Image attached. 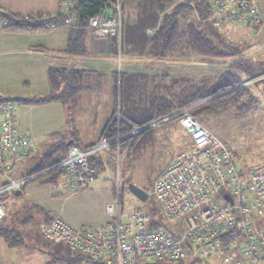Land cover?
Returning a JSON list of instances; mask_svg holds the SVG:
<instances>
[{"label": "built area", "instance_id": "1", "mask_svg": "<svg viewBox=\"0 0 264 264\" xmlns=\"http://www.w3.org/2000/svg\"><path fill=\"white\" fill-rule=\"evenodd\" d=\"M125 1L104 0L105 8L87 23V30L95 39L115 42L119 56L123 45ZM179 1L184 3V0ZM207 1L209 12L205 22L214 28L237 25L257 30L262 26L255 1ZM5 14L8 13L0 8V33L10 30L2 17ZM58 15L64 18L58 25L73 27L76 21L74 0H60ZM117 73L119 75L120 71ZM117 95L110 120L116 138L109 139L104 134L93 147L71 146L55 167L63 171L62 180L72 190H84L94 183L91 158L106 154L119 166L123 159L121 142L144 130L133 128L130 133L121 134L119 90ZM15 110L14 103L0 105V174L7 179L0 188V197L20 191L47 172L22 179L9 175L12 165L38 155L33 139L20 130ZM176 117L192 143L188 150L167 164L153 184L149 197L156 199V218L153 219V212L144 209L143 203L125 207L117 189L115 200L105 207L109 217L105 225L75 227L54 217L42 225V239L63 244L94 264H174L192 255L205 263L225 257L226 263L264 264V165L242 169L232 150L186 109L148 127ZM111 145H115L113 152ZM5 216L0 201V221ZM157 219L162 225L153 227ZM174 223L180 233L169 228ZM237 249L244 258L232 261V255L227 256L230 255L227 252Z\"/></svg>", "mask_w": 264, "mask_h": 264}, {"label": "crops", "instance_id": "2", "mask_svg": "<svg viewBox=\"0 0 264 264\" xmlns=\"http://www.w3.org/2000/svg\"><path fill=\"white\" fill-rule=\"evenodd\" d=\"M252 1L256 2L262 19V27L259 29V33L264 28L263 7L261 6L264 0ZM176 2L181 3L179 0ZM0 8L8 14L23 18L38 16L54 18L58 15L60 0H0ZM70 28L72 27L58 25L37 31L8 30L0 33V58L6 60L7 82L12 85L16 82V69L30 68L34 75L20 80L23 88L28 89L31 83L37 84L38 81L42 84L40 89L19 96L12 91H5L4 94H9V92L12 94L9 96L10 99L3 98L1 95L3 93L0 92V101L39 99L48 96L52 93L48 78L49 70L67 71L65 76L68 79L70 72L82 73L80 79L82 88L66 105L57 101L40 105L19 106L16 104L15 115L20 130L33 139L38 155L34 159L21 161L11 166L9 175L15 179L27 178L39 169L42 165L40 160L43 153L60 141L73 138L82 148H87L97 142L113 113L115 84L113 76L118 70L120 73L137 75L141 91L149 95L153 92L161 93V96L165 97L163 94L167 93L168 90L164 93L161 92L163 89L159 91L158 86H156L158 82L161 85H169L176 78L196 82L206 80L213 82L222 73V70L223 72L227 71L230 66L237 62H230L229 65L211 63L199 57H189L177 61L152 59L145 54H128L124 51L125 49L122 50L120 56L116 49L114 55L110 52L109 40L95 39L89 31L84 36L85 55H70L66 52ZM153 31L152 29L147 30L146 36H151ZM227 31L229 35L231 30ZM142 47L145 50L146 45L142 43ZM256 47H259V53L256 52L257 55L264 54V46L257 45ZM256 47L247 46L242 48V51L243 49L246 51L251 49L253 52L252 49H256ZM123 48H125L124 45ZM195 58H199V61L193 63V66L190 65L192 64L190 59L195 60ZM263 58L254 57L250 60L264 62ZM192 68L194 73H192ZM46 79L48 94L44 89ZM57 81L60 82L57 91L59 93L66 87L67 82L66 80L61 81L59 78ZM46 179H37L28 183L20 191L13 192L18 202L26 204L28 208L37 212L38 228L36 232L32 233V236L39 233L41 235L42 225L54 217H60L75 227H100L109 221L105 207L115 200L116 190L103 191L90 186L87 189L76 191L65 184L64 193L57 194L52 188L57 186L59 182L56 184L47 183L45 182ZM6 182L7 179L0 174V188ZM12 204L14 206L16 203L13 202ZM4 209L8 215L5 216L7 218L0 221V225L4 224L0 229L6 226L7 221L17 220L15 218L17 211H26V208H18L15 213L11 214L10 209L5 207ZM28 225H22V228H27ZM22 228H20V232ZM29 235L31 233L25 232V237ZM40 237L42 239V236ZM0 240L3 239L0 237ZM23 243L22 246L9 247L5 242L4 255L0 258V264H21L20 262L26 255H23L19 249L21 247L34 248V246L25 245L24 237ZM6 252L8 254L16 252L17 255H5ZM235 256L232 255V261L239 259L238 255Z\"/></svg>", "mask_w": 264, "mask_h": 264}, {"label": "trees", "instance_id": "3", "mask_svg": "<svg viewBox=\"0 0 264 264\" xmlns=\"http://www.w3.org/2000/svg\"><path fill=\"white\" fill-rule=\"evenodd\" d=\"M104 8V0H74L76 21L75 25L69 30L66 46V52L68 54L77 56L85 55L84 36L88 31V20ZM152 8L156 12L155 20L153 21L151 20ZM208 12L209 4L207 0H184V3H177L176 0H126L123 9L125 18L123 26V45L125 48H123L122 45V50L125 49L124 51L126 53L132 55L145 54L152 59H171L174 61L187 59L189 57H199L202 59L230 58L232 55L221 47L222 43L220 39L223 38L216 34L217 28L205 22L208 18ZM2 17L8 22V28L10 30H44L64 21V18L60 15L47 20L40 16L23 18L13 14H5ZM143 20L147 23L149 22L148 26L143 29V32H147L149 29L154 31L151 36H145L142 41L138 38L136 32L139 23ZM208 31L215 34L219 44L209 36ZM109 42L110 52L115 55L116 44L112 40H109ZM141 43L146 45L145 50ZM257 66L262 68L261 65ZM231 67H235L238 73L230 71L229 69ZM243 70V65L241 63H236L230 66L227 71L219 74L213 82L210 80L196 82L184 78H176L169 85H161L158 82L156 86H158L159 91L163 89L161 92L164 93V91L168 90L167 93H162L165 97L161 96V93L156 94V92H153L149 95L141 91L139 80L135 74L121 72L118 75V73H115L113 76L115 82L113 112L116 107L118 98L117 92L119 90V99L123 115L121 134H128L133 128L144 129L136 137L123 140L121 142L120 151L123 152V148L131 146L132 149H138L136 151L142 152V150H145L146 146L153 141V126H148L164 118H170L183 109H186L194 118L195 116L201 115L213 117V115L223 112L228 108H234L238 112L249 111L244 98L246 96L249 97L251 93L248 89L240 86L243 80L239 74L240 72L244 73ZM251 70L256 71L253 69ZM66 73L67 71L63 70L48 71L52 93L46 97L39 99L0 101V105L5 103H15L19 106L40 105L54 101L62 102L66 105L82 88L80 83L82 76L81 72H70L69 79L65 76ZM256 75L257 74H254V72L251 73L250 79L256 77ZM58 78L61 79V81L66 80L67 82L66 87L59 93L57 92L60 83L57 81ZM250 99L252 100L253 97H250ZM110 120L111 119H109L100 135L105 134L109 139H115L116 130L113 126H110ZM174 120L178 121V118L169 119L163 124H167ZM69 142H71V145H68ZM95 144L89 147H93ZM71 146H79L76 139L63 140L54 144L43 153L42 159L40 158L42 165L30 176L47 171L40 175L38 179L47 178L45 180L47 183H58L63 177V171L55 167L64 159ZM110 150L111 152L115 151V145H111ZM99 154L89 160V164L94 170L95 178L97 169L101 172L105 169V163L98 157ZM107 158L108 163H113L109 157ZM112 167L114 168V164H112ZM150 211L153 212V219L156 218L157 216H155V213L157 209ZM31 221L32 218H27L22 222L18 220L14 221V219L7 221L6 226L0 229V237L9 247L24 245L20 228H22V225L26 226L30 224ZM50 221L51 219H48L47 223ZM161 223L162 222L157 219L152 226H160L162 225ZM42 241L45 247L48 249L51 247L47 241ZM48 253L50 252L48 251ZM174 264L208 263L202 262L192 255L189 256L188 259L186 258L184 261Z\"/></svg>", "mask_w": 264, "mask_h": 264}, {"label": "rangeland", "instance_id": "4", "mask_svg": "<svg viewBox=\"0 0 264 264\" xmlns=\"http://www.w3.org/2000/svg\"><path fill=\"white\" fill-rule=\"evenodd\" d=\"M261 6L263 7L264 16V2ZM155 16L156 12L152 8V21L155 20ZM145 20L139 23L136 32L138 38L142 41L147 34V32H143V29L148 26L149 23ZM259 29L253 30L251 28L237 25L217 28L216 34L222 36L224 39H220L222 43L221 47L232 56L225 60L205 59V61L211 63H225L229 65L230 62L234 63V61H237L236 63H241L243 65L244 73L240 72L239 74L243 80V83L240 86L248 89L251 93L250 96L248 95L249 97L246 96L244 98L249 111L238 112L234 108H228L223 112L213 115V117H207V115L195 116V119L199 124L232 150L234 157L242 169L264 165V62H253L250 60V58L254 57H264V54H256V52L259 53V47L257 48L256 46H264V28L258 33ZM227 30H231L232 34L229 32L228 35ZM208 32L209 36L216 40L215 34L210 31ZM216 42L219 44V41L216 40ZM247 46H254L256 49H252L253 52L249 48V51H246V49H243L242 51V48H246ZM236 47H238L239 50L238 48L236 49ZM190 61L192 64H189L193 66V63L199 61V58H195V60L190 59ZM178 63L181 64V62ZM5 64L6 60L0 58V92L3 93L1 94L3 98L10 99L9 96L12 95L10 92L9 94H4L5 91H12L15 95L19 96L21 94H27L28 92H34L41 88L42 84H40V81H38L37 84L31 83V86L28 89L23 88L20 83L22 78L24 80L29 76L31 77L34 75L30 68L16 69V82L13 85L8 83L6 79L7 69ZM257 65H261L262 68ZM251 69L256 71H252ZM191 70L192 73H194V69L192 68ZM229 70L238 73L235 67H231ZM253 72L257 75L250 79L251 73ZM45 84L46 86L44 89L45 92H47V79L45 80ZM48 93L49 91L46 94ZM250 97H253V99L251 100ZM121 116L123 117L122 109ZM136 136L137 135L134 137ZM152 136L153 141L148 144L142 152L136 151L138 149H132L131 146L123 148L122 155L124 160L122 159L123 162L121 161L122 163H120L121 165L119 164V166L116 165L112 157H109L106 154H99L98 157H100L103 163H105V169L102 172L97 169L95 173L96 178L92 186L103 191L118 189L121 204L125 207L140 205L141 203L130 194L128 187L130 185H135L143 189L149 195L152 191L155 180L165 169L167 164L181 152L188 150L192 143L191 137L181 129L176 120L167 124L160 123L153 125ZM107 157H109L113 163H108ZM112 164H114V168L112 167ZM64 187H66L65 183L61 180L58 185L52 189L59 194L64 193ZM0 201L3 207L10 209L11 214L15 213L18 208H26V211L16 212L15 218H17L18 221L22 222L27 218L33 219L32 223H30L27 228H22L21 231L25 240V245L34 246L33 249L28 247L18 248L23 255H26L20 262L21 264H94L88 261L84 255L71 251L69 247L63 244L48 242L49 246H51L48 249L43 245V239H41L40 233L32 236V233L36 232V229L38 228L37 212L28 208L26 204L18 202V199L13 192L2 195ZM13 202L16 203L14 206L12 204ZM157 207L155 197H149L147 203L144 204V209L146 210H155ZM176 224L177 223L169 225V228L176 233H180V231L176 229ZM3 225L4 224L0 225V227ZM25 232L31 233V235L25 237ZM0 243L1 258V256L4 255L3 250L6 244L3 240H0ZM48 251L50 253H48ZM227 254L234 256L238 255L240 259L244 258L243 253L239 249L231 250V252H227ZM5 255H17V253L13 252L12 254H8L6 252ZM224 259L225 257L214 259L208 264H228Z\"/></svg>", "mask_w": 264, "mask_h": 264}, {"label": "water", "instance_id": "5", "mask_svg": "<svg viewBox=\"0 0 264 264\" xmlns=\"http://www.w3.org/2000/svg\"><path fill=\"white\" fill-rule=\"evenodd\" d=\"M68 145H71V142H69ZM128 188H129L130 194L134 198H136L140 203L145 204L147 200L149 199V195L143 189L135 185H130Z\"/></svg>", "mask_w": 264, "mask_h": 264}]
</instances>
